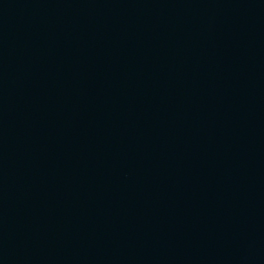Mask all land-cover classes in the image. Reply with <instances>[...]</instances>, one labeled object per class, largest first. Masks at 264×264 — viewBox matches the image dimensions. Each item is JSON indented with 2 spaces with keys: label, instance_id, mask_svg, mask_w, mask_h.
Listing matches in <instances>:
<instances>
[{
  "label": "water",
  "instance_id": "1",
  "mask_svg": "<svg viewBox=\"0 0 264 264\" xmlns=\"http://www.w3.org/2000/svg\"><path fill=\"white\" fill-rule=\"evenodd\" d=\"M0 264H264V0H0Z\"/></svg>",
  "mask_w": 264,
  "mask_h": 264
}]
</instances>
